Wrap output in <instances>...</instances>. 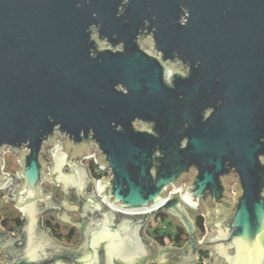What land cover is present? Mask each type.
Returning <instances> with one entry per match:
<instances>
[{
  "label": "water",
  "instance_id": "obj_1",
  "mask_svg": "<svg viewBox=\"0 0 264 264\" xmlns=\"http://www.w3.org/2000/svg\"><path fill=\"white\" fill-rule=\"evenodd\" d=\"M4 151L22 185L0 172L2 198L23 224L0 231V264H194L202 250L264 264V0H0V170ZM92 152L108 170L96 192L79 163ZM52 209L79 246L41 229ZM161 212L185 228L181 249L142 238Z\"/></svg>",
  "mask_w": 264,
  "mask_h": 264
},
{
  "label": "trees",
  "instance_id": "obj_2",
  "mask_svg": "<svg viewBox=\"0 0 264 264\" xmlns=\"http://www.w3.org/2000/svg\"><path fill=\"white\" fill-rule=\"evenodd\" d=\"M94 167L93 163L89 161L87 168L90 174L94 178H99V175H96L94 172ZM154 219L161 222L167 221L169 224H173L171 217L165 212L156 214ZM22 224L23 220L18 211L17 216L12 217L11 219L0 215V225L6 227V230L9 232L18 231ZM40 224L44 229L48 230L50 235L58 242L75 246L80 242L78 231L74 227L61 225L55 220V218L48 216L47 213H44L41 216ZM194 224L195 236L198 238L203 237L205 235L204 218L199 213L194 216ZM148 235L157 246H167L172 244L176 247H181L189 239L185 228L180 224H173V229L171 231H162L158 227H153L152 230L148 232Z\"/></svg>",
  "mask_w": 264,
  "mask_h": 264
},
{
  "label": "rangeland",
  "instance_id": "obj_3",
  "mask_svg": "<svg viewBox=\"0 0 264 264\" xmlns=\"http://www.w3.org/2000/svg\"><path fill=\"white\" fill-rule=\"evenodd\" d=\"M61 145L62 143L60 142V140L58 141V146L60 149L61 148ZM54 153V151L52 150L51 151V154ZM2 159H3V165H4V171L8 172L9 174L13 175L14 177H16V173L18 172V170L20 169V166L18 164V161H17V158L16 156L11 152V151H4L2 154ZM82 159V158H81ZM80 159V160H81ZM88 162L89 160L86 161L85 160H81L79 163L82 164V165H85L87 167L88 165ZM88 169V168H87ZM49 173V172H48ZM62 174H67V171L66 169H63L62 170ZM91 177V176H90ZM55 181H51L50 183L44 185L43 187V191L45 190L47 194L51 193L52 191H54L55 189L57 190H61V187L62 185L61 184H58L57 186L54 184ZM15 183L16 184H20V181H18L16 178H15ZM92 187H93V184H89V187L87 189V193L91 192L92 191ZM182 187H184V183L182 184ZM229 188L231 189V194L232 192H234V194H236V188L235 186H230L229 185ZM0 193H4V192H0ZM1 195V194H0ZM73 193L70 194V196L72 198H70L69 200L72 201V203H76L75 199L73 198ZM173 197V196H172ZM60 199V198H59ZM68 201V199H67ZM69 202V201H68ZM188 210L187 212H189V215L190 217H193L194 214H197V213H200V210H195V209H186ZM17 208H15L12 204H6L3 199H1L0 197V215L2 216H5L6 218L8 219H11L12 217H15L17 216ZM19 212V211H18ZM20 213V212H19ZM70 215H72V217L74 219H78L79 216L77 214V212L74 214L73 212H70L69 213ZM170 217H171V220L173 222V224H180L182 225L181 221L180 220H177L175 219L171 214H168ZM48 216H52L55 218V220L57 222H59L61 225H65V226H68L67 225V222H62L59 218H57V215L56 213L52 212V213H49ZM153 224L156 226V225H166L167 226V229L168 231H171L173 229V224H169L167 221L165 222H161V221H154ZM48 231V230H46ZM49 233V231H48ZM50 234V233H49ZM194 235H195V232H194Z\"/></svg>",
  "mask_w": 264,
  "mask_h": 264
},
{
  "label": "built area",
  "instance_id": "obj_4",
  "mask_svg": "<svg viewBox=\"0 0 264 264\" xmlns=\"http://www.w3.org/2000/svg\"><path fill=\"white\" fill-rule=\"evenodd\" d=\"M58 148H59V146L57 145V147H55V148L53 149V151H55V150H59ZM96 156H97L96 153H95V152H92V155H91L90 157H88V158H82V159H81V160H85V159H86V161H87V160L91 161V162L93 163V165L95 166V167H94V172H95V174H96V175H99V178H94V177H92V175H91L90 172H89L91 178H92L93 180H95V186H94V190H95V192H96V190H97L98 185L100 184V179L103 178V177H107V176H108V170L99 167L100 164H96V163H95V161H94V157H96ZM81 160H80V161H81ZM88 171H89V170H88ZM0 172H1L2 174H9L8 172L4 171V165H3L2 169L0 170ZM47 172H49V171H47ZM15 178L18 180L17 176H16ZM18 181H20V180H18ZM17 185H18V184H17ZM182 189H183V187H182ZM180 190H181V189H180ZM0 192H4V190H3V189H0ZM232 195H235L234 192H232ZM98 199L101 200L106 206L108 205L107 203H105V202L100 198L99 195H98ZM117 212H119V211H117ZM119 213H120V212H119ZM122 214H127V215H139V214H142V212H122ZM155 216H156V214H155V215H151V216L149 217L148 221L146 222V224L143 226V228H142V230H141V236H142V238H143L144 240L149 241V239H151V237L148 235V232L151 231L153 227H158V228H160L162 231H167V230H168L166 225H156V226H155V225L153 224L154 221H157V220L154 219ZM158 221H159V220H158ZM203 237H204V236H203ZM203 237L198 238V239H197L198 242H201L202 239H203ZM151 240H152V239H151ZM152 241H153V240H152ZM167 246H169V247H176V246H174V245H172V244L167 245ZM212 256H213V255H212V253H211L210 251H207V250L198 251V252H197V260H196L195 264H204V263L208 262ZM148 264H159V263H157V262H153V263H148Z\"/></svg>",
  "mask_w": 264,
  "mask_h": 264
},
{
  "label": "crops",
  "instance_id": "obj_5",
  "mask_svg": "<svg viewBox=\"0 0 264 264\" xmlns=\"http://www.w3.org/2000/svg\"><path fill=\"white\" fill-rule=\"evenodd\" d=\"M66 171H67V169H66ZM18 185H22V182L20 181V184H18ZM61 189H62V187H61ZM60 191L61 190H57V189H55L54 191H52L51 192V195L53 196V198L56 200V201H58V202H60V201H62V197H61V195H60ZM71 193H73V198L75 199V201L77 202V198H76V196H75V193H74V191H72L71 192V190L70 189H68V201H67V203L69 204V205H74V203H72V201H70L69 199L70 198H72L71 196H70V194ZM60 198V199H59ZM1 199H3V198H1ZM42 208V206H40L39 207V209H41ZM189 209V208H188ZM199 209V208H198ZM198 209H195V210H198ZM190 210H192L191 208H190ZM200 210V215L201 216H203L202 215V210L201 209H199ZM188 211V210H187ZM52 212H54V213H56V215H57V213H58V210H55V209H52V210H50V211H48V212H46L47 214H49V213H52ZM74 214L76 213V212H73ZM21 215V214H20ZM188 215H189V212H188ZM196 214H194L193 215V217H190V215H189V217H190V219L192 220V222H193V224H194V216H195ZM69 216H71L72 217V215H70L69 214ZM55 217V216H54ZM53 217V218H54ZM63 222V221H62ZM67 225L69 226V227H74L77 231H78V234H79V237H80V242H79V244L78 245H66V244H63V243H61V242H58V241H56L50 234V236H51V238H53V240L56 242V243H58L59 245H63V246H68V247H77V246H79L80 244H81V242H82V231H81V228L79 227V226H77V225H74V224H71V223H68L67 222ZM40 226H41V229H43V230H46V229H44L43 227H42V225L40 224ZM194 228H195V224H194ZM0 231L1 232H3L2 230H1V228H0ZM7 232H9V231H7ZM10 233H12L13 234V236H15L16 234H17V231L16 232H10ZM195 236V235H194ZM196 237V239H198V237L197 236H195ZM153 249H181L184 245H185V243L181 246V247H169V246H157L151 239H149V241H147V240H145ZM198 252V251H197ZM197 252H196V256H197ZM172 260V262H174V263H177L178 261H179V259L178 258H172L171 259ZM196 262V261H195ZM195 262H194V264H195ZM157 263H159V262H157ZM159 264H165V263H159Z\"/></svg>",
  "mask_w": 264,
  "mask_h": 264
},
{
  "label": "flooded vegetation",
  "instance_id": "obj_6",
  "mask_svg": "<svg viewBox=\"0 0 264 264\" xmlns=\"http://www.w3.org/2000/svg\"><path fill=\"white\" fill-rule=\"evenodd\" d=\"M118 48L120 49V46H118ZM1 195H0V197L2 198L3 197V195H4V193L2 194V193H0ZM7 198H8V202H11L10 201V196H9V194H7ZM12 203V202H11ZM13 205H15L14 203H12ZM78 205H77V207H78V211H79V213L82 215V218H84L83 219V221H85L89 216L87 215V214H84V211H83V208H82V206H81V204L80 203H77ZM203 217V216H202ZM204 218V217H203ZM204 225H205V221H204ZM0 228H1V230L3 231V232H7V230H6V227H2L1 225H0ZM204 228H205V226H204Z\"/></svg>",
  "mask_w": 264,
  "mask_h": 264
},
{
  "label": "bare ground",
  "instance_id": "obj_7",
  "mask_svg": "<svg viewBox=\"0 0 264 264\" xmlns=\"http://www.w3.org/2000/svg\"><path fill=\"white\" fill-rule=\"evenodd\" d=\"M181 191H179L178 193H180ZM114 208V210H120L119 208H117V207H113ZM127 212V211H126ZM130 212H133V211H130Z\"/></svg>",
  "mask_w": 264,
  "mask_h": 264
}]
</instances>
